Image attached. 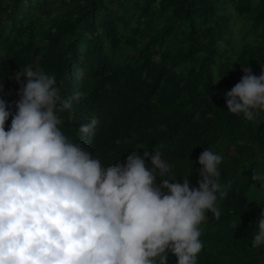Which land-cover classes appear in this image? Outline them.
<instances>
[{"label":"trees","instance_id":"1","mask_svg":"<svg viewBox=\"0 0 264 264\" xmlns=\"http://www.w3.org/2000/svg\"><path fill=\"white\" fill-rule=\"evenodd\" d=\"M24 64L78 94L62 130L105 166L156 147L167 178L198 187L199 155L221 153L227 195L200 224L197 264H264V246L252 247L264 189L251 179L264 168V110L248 120L224 98L242 66L264 69V0H0V98L12 113ZM92 115L94 132L78 133Z\"/></svg>","mask_w":264,"mask_h":264},{"label":"clouds","instance_id":"2","mask_svg":"<svg viewBox=\"0 0 264 264\" xmlns=\"http://www.w3.org/2000/svg\"><path fill=\"white\" fill-rule=\"evenodd\" d=\"M242 71L224 93L226 108L253 120L264 110V69ZM22 76L14 113L0 98V264H167V251L177 264H197L200 224L207 212L220 217L217 201L227 195L222 154L204 148L198 187L167 178L173 165L156 147L105 166L62 130V113L74 110L78 94H64L54 74L32 64L14 74L17 83ZM97 124L92 115L78 133ZM251 179L264 189V168ZM261 209L253 248L264 246Z\"/></svg>","mask_w":264,"mask_h":264},{"label":"rangeland","instance_id":"3","mask_svg":"<svg viewBox=\"0 0 264 264\" xmlns=\"http://www.w3.org/2000/svg\"><path fill=\"white\" fill-rule=\"evenodd\" d=\"M53 5V4H52Z\"/></svg>","mask_w":264,"mask_h":264}]
</instances>
